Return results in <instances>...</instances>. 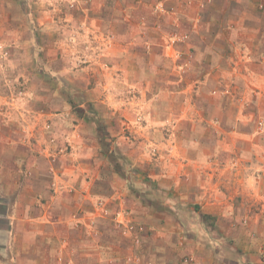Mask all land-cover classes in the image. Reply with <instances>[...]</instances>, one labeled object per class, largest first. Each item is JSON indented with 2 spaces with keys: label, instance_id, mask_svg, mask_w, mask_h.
<instances>
[{
  "label": "rangeland",
  "instance_id": "obj_1",
  "mask_svg": "<svg viewBox=\"0 0 264 264\" xmlns=\"http://www.w3.org/2000/svg\"><path fill=\"white\" fill-rule=\"evenodd\" d=\"M217 1L225 0H9L5 7L26 14L23 47L13 42L12 23L0 35L7 34L0 43V107L9 114L20 108V122L34 126L32 169L90 178L92 166L99 171L83 235L100 250V264H166L144 257V241L156 232L144 219L170 199L153 175L178 141L198 143L211 128L213 143L190 151L220 156V141L239 125L260 140L264 161V85L253 80L255 66L243 67L254 36L247 40L229 22L230 42L215 41L227 15L211 10L222 8ZM244 8L234 4L236 12ZM46 13L55 24L48 33L34 18ZM249 145L247 154L257 156ZM76 214L75 230L82 224ZM191 258L203 264L191 254L182 264H194Z\"/></svg>",
  "mask_w": 264,
  "mask_h": 264
},
{
  "label": "crops",
  "instance_id": "obj_2",
  "mask_svg": "<svg viewBox=\"0 0 264 264\" xmlns=\"http://www.w3.org/2000/svg\"><path fill=\"white\" fill-rule=\"evenodd\" d=\"M8 2L0 0V35L12 23L13 42L23 47L22 20L26 13L6 11ZM217 3L222 4V8L215 6L211 10L220 11L221 17L227 14L224 19L228 30H223L225 22L220 23L215 41L230 42L234 27L229 22L237 23L236 29L247 40L252 39L248 35L254 36L246 49L252 56L244 58L243 67L248 63L255 66L253 80L259 86L264 85V64L260 62L264 51V0ZM235 3L245 6L242 12L235 11ZM190 15L195 18L196 11ZM208 17L211 23L218 24L212 15ZM34 18L46 33L47 29L55 27L50 21L54 20L52 14H35ZM5 36L7 34L0 36V43ZM252 58L260 64L255 60L250 64L248 60ZM149 63L146 65L150 69ZM2 101L0 95V103ZM11 111L6 113L5 108L0 107V264H68L70 259L74 264H100V250L83 235L85 227L89 226L86 212L91 211L87 199L94 193L99 171L92 166V170H88L90 178L68 169L60 174L51 173L44 166L32 169L37 162L31 158L30 150L34 126L30 120L27 124L20 122V108ZM198 125L192 124V130ZM210 130L198 143L188 138L178 141L177 151L157 164L160 170L153 176L160 193L170 199L162 202L156 213L152 209L151 215L145 216V222L156 232L144 241V257L157 263L182 264L181 258L191 254L203 264H261L264 161L260 155V140L249 137L238 125L234 133L218 142L223 151L220 156L190 151V147L200 150L213 143ZM246 143L256 150L257 156L247 154ZM85 178L90 181H84ZM74 213H77V221L82 222L81 229L77 226L75 230V224H71ZM183 236L185 241L180 245ZM113 260L118 262L119 258Z\"/></svg>",
  "mask_w": 264,
  "mask_h": 264
},
{
  "label": "trees",
  "instance_id": "obj_3",
  "mask_svg": "<svg viewBox=\"0 0 264 264\" xmlns=\"http://www.w3.org/2000/svg\"><path fill=\"white\" fill-rule=\"evenodd\" d=\"M109 157H110V159H111L112 164H114V166L116 165V166H115L116 171H117V172H120L121 169L119 168L118 164L115 163V157H114V154H111Z\"/></svg>",
  "mask_w": 264,
  "mask_h": 264
},
{
  "label": "built area",
  "instance_id": "obj_4",
  "mask_svg": "<svg viewBox=\"0 0 264 264\" xmlns=\"http://www.w3.org/2000/svg\"><path fill=\"white\" fill-rule=\"evenodd\" d=\"M261 126H263V123H261ZM188 261H190V262H192V263H194V264H200V263H198V262H195V260L194 259H188ZM262 264H264V253H262Z\"/></svg>",
  "mask_w": 264,
  "mask_h": 264
}]
</instances>
